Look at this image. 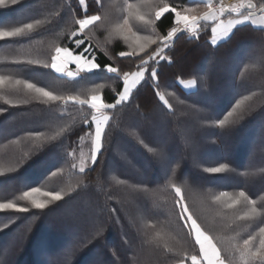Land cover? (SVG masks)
Wrapping results in <instances>:
<instances>
[{"label":"trees","instance_id":"trees-1","mask_svg":"<svg viewBox=\"0 0 264 264\" xmlns=\"http://www.w3.org/2000/svg\"><path fill=\"white\" fill-rule=\"evenodd\" d=\"M165 3L196 7L202 0H100L103 7L96 0H86L88 14L102 19L83 33L74 23L84 14L79 0H17L14 5L6 0L0 6V29L41 21L25 37L0 40V76L8 78L0 85V203L28 208L27 212L0 210V264H90L95 259L101 264H177L185 254H195L198 245L175 203L176 187L188 213L222 257L242 264L237 248L264 227L263 28L247 22L216 45L211 43L210 27L195 36L179 33L165 51L171 62L153 63L158 69L156 81L146 76L147 82L137 85L128 101L105 110L109 121L102 151L83 173L73 168L74 155L69 153L78 150L82 137L92 136V110L72 102L48 101L25 87L34 83L56 95L82 99L101 94L105 104H115L123 89L122 79L115 74L97 71L68 77L43 65L50 64L56 47L74 48L72 32L77 31V38L95 52L94 62L101 69L111 65L121 73L136 71L140 57L148 59L147 53L157 48L144 38L159 41L174 24V14L155 19L157 6ZM129 4L135 7L129 9ZM138 10L151 16L153 24L144 27L137 21ZM129 14L133 31L142 37L138 42L132 33L117 29ZM132 43L144 45L146 52H133ZM244 46L249 53L230 62ZM120 52L133 55L121 57ZM231 65L229 78L215 81L217 70ZM181 80L196 83L186 89ZM161 95L167 104L159 99ZM205 98L212 101L211 108L201 106ZM159 119L167 132L162 144L153 139ZM193 124L209 135L200 140V132L195 131L186 152ZM121 133L129 139L118 151ZM169 153L175 157L167 159ZM204 153L215 157H200ZM117 157L131 167L120 169ZM162 158L169 161L167 169ZM143 160L146 170L139 166ZM187 160L193 161V169ZM110 163L113 166L106 173ZM222 164L227 165L223 173L205 171ZM159 169L162 173L154 179ZM133 173L144 176L134 178ZM34 187L58 192L62 199L40 197L46 207L35 209L22 199L23 192ZM241 191L256 202L257 211L248 219L240 218L251 208L243 198L232 208L227 206L228 197L216 199L221 192L236 197ZM68 206L77 213H59Z\"/></svg>","mask_w":264,"mask_h":264},{"label":"snow or ice","instance_id":"snow-or-ice-1","mask_svg":"<svg viewBox=\"0 0 264 264\" xmlns=\"http://www.w3.org/2000/svg\"><path fill=\"white\" fill-rule=\"evenodd\" d=\"M5 3L6 0H0V6L5 5ZM10 3L14 5L17 3V0H10ZM96 3L100 4V0H96ZM79 5L84 8L83 18L74 19V23L79 26L78 32L83 33L90 25L101 21L102 17L100 15L88 14L86 0H79ZM100 6L103 7L102 4H100ZM201 6L204 9L202 13L197 11V8ZM127 7L132 9L135 6L129 4ZM165 13L174 14V26L171 27V30L168 31L165 36L160 37L159 41L147 37L144 38L149 43L157 45V48L151 53H147L148 59H144L143 56L140 57L141 62L137 66L136 71H124L121 73L120 69L112 67L111 65H107L101 69V66L94 62L95 57L91 56V47L85 46L86 42L84 39L77 38V31L72 32L74 48L56 47L54 54L51 56L50 64L45 63L43 65L45 68L50 67L56 73H62L68 77H77L81 76V74H95L97 71L115 74L116 79H122L123 82V89L117 93L118 98L116 99L115 104L101 103V97L98 94L82 99L79 95H56L51 91H47L43 87H37L34 83L25 84L26 89L30 91L34 90L42 97L47 98L48 101H63L65 104L72 102L80 106H88L90 110H92L91 121L95 125L91 153V160L93 163L96 162L98 154L102 151V137L105 125L109 121V116L104 114L105 110L115 108L117 105L128 101L133 89L141 84V82H147L146 76L148 79L156 81L158 69L153 66V63L158 65L160 61L171 62L169 57L165 55L166 49L169 48V41H173L179 33L189 32L195 36L200 30L210 27L212 35L211 43L216 45L218 40H223L224 38L229 37V34L238 25H245L247 22L264 25V0H259V3H253V0H246V2L245 0H241L240 3L229 6H225L222 0H202V4H197L196 7L173 6L165 3L163 6H157L154 14L155 19L159 20ZM226 14H235V17L225 20L223 17H225ZM130 18L131 14L124 16L122 18V25H117V29L119 30L127 27V31L132 33L137 41H140L142 37L138 35L137 32L133 31V26L130 24ZM135 18L137 21L141 22L144 27L153 24L151 16L146 17L144 14H141L139 10L135 13ZM202 21H213V24L208 25L206 23H201ZM40 24L41 21L36 20L34 23H24L22 26L13 27L10 30L0 29V40L25 37L32 32L34 27ZM262 31H264V29H262ZM127 38L128 37L125 36V39ZM137 46L139 47L140 52H146L144 45L138 44ZM119 55L125 57L131 56L133 53L120 52ZM28 63H32V61H28ZM69 65H74V70L70 69ZM6 79L8 78L0 76V85H3ZM15 83L20 85L21 81L17 80ZM179 83L184 84L185 87H191L196 82H185L181 80ZM158 86L159 85L157 84V87ZM98 87L102 88L104 85H99ZM159 99L167 104V101L162 95ZM232 114V112H229L228 116H232ZM226 120L227 117L220 120L218 122L219 125L223 126ZM84 123L87 125L89 121L85 119ZM69 155H74V152L69 153ZM161 163L166 169L169 167V161L167 159L162 158ZM73 167H75V165H73ZM226 168L227 165L222 164L219 167H208L205 171L208 173H223ZM79 171L81 173L85 172L84 166H81ZM52 174L56 175V173ZM175 193L179 198L175 203L180 206V216L184 219L186 224L190 221V232L194 234L195 245H198V251L195 254H185L183 258L178 260L177 264H232L231 260H226V258L222 257L221 251L213 243V240L201 230L197 221L188 213V208L182 203L183 196L181 195V189L179 187L175 188ZM40 197H51L52 200L56 201L62 199L60 193L42 191L39 187L24 191L22 199L28 201L35 209H44L46 207V201L40 199ZM222 197H228V201L230 202L226 201V203L229 208L240 204L241 198H243V202L246 206L251 205L250 211L245 212L243 216L240 217L241 219L251 218V214H254L257 211L255 207L256 202L249 199L243 191H241L236 197H231L228 192H221L220 196L216 197V199L220 200ZM4 209H15L19 212L28 211L27 207H21L14 203H0V210ZM236 251L239 253L242 264H264V227L259 228L258 234L249 235L247 239H244L243 246L237 248Z\"/></svg>","mask_w":264,"mask_h":264},{"label":"rangeland","instance_id":"rangeland-1","mask_svg":"<svg viewBox=\"0 0 264 264\" xmlns=\"http://www.w3.org/2000/svg\"><path fill=\"white\" fill-rule=\"evenodd\" d=\"M200 8V7H199ZM199 8H197V11L198 12H203L204 11V9H199ZM235 17V14H231V15H225V17H223V19H225V20H227V19H231V18H234ZM204 22V21H203ZM203 22H201V23H203ZM211 25L213 24V21H208ZM239 26V25H238ZM123 32L124 33H127L128 31H127V27H124L123 28ZM167 34V33H166ZM230 35V34H229ZM176 38V37H175ZM174 38V39H175ZM226 38H228V37H226ZM226 38H224L223 40H225ZM134 41H136V42H138L137 40H136V38H134ZM174 41V40H173ZM173 41H169V47L170 46H172V44H173ZM218 41H221V40H218ZM217 41V42H218ZM130 50H132L133 52H139V49H138V47L137 46H135V45H133V43H132V45L130 46ZM249 47H243V48H241V49H239V53H237V54H235V55H232L231 57H230V62H235V60H236V58L237 57H239V56H245V55H247L249 52ZM202 65H203V62H201L200 63V65L197 67V68H201L202 67ZM233 65V64H232ZM232 65L231 66H227L226 68H220V69H218L217 70V72H216V74H215V81H218L221 77H226V78H229V76H230V73H229V71H228V69H230V68H232ZM62 74V73H61ZM183 85V87L184 88H186V89H189V88H191V87H185L184 86V84H182ZM229 88V85H227V89ZM201 106H203V108H207V107H210L211 108V106H212V101L211 100H209L208 98H205V99H203L202 101H201ZM105 113V112H104ZM159 121L160 122H158L157 124H154V126H155V129H156V131L154 132V136H153V139H154V141L155 142H157L158 144H162L163 143V141H164V136L165 135H167V132L165 131L166 129V127H165V124H164V122H162L160 119H159ZM165 129V130H164ZM201 129H198L197 130V125H194L193 124V126H192V128H191V130H189V133H188V135H187V138H188V140H189V143H187L186 145H185V148H184V150H186V152L187 151H190V147H191V141L193 140L194 141V138H193V134H194V132L195 131H199L200 133H199V139L201 140V139H205V138H207L208 137V133H206V132H204V131H200ZM92 132V131H91ZM87 133V132H86ZM121 140H120V142L116 145L117 147V149H118V151L121 149H124V147H126V140H128L129 138L125 135V134H123V133H121ZM91 135H87V137H82V139H80V142H77V143H79V146L77 145V148H78V150H76L75 152H74V165H75V167H73L75 170H79L80 169V167L81 166H84V168H87L88 167V165L90 164V162H91V153H92V148H93V139H94V132H93V134H92V136H91V140H90V142H88L89 141V137H90ZM128 138V139H127ZM123 139H125V140H123ZM123 141V142H122ZM116 152H117V150H116ZM121 152V151H120ZM175 157V155H173L172 153H169V154H167V159H173ZM200 157H205V158H213V157H215V155L213 154H210V153H204V154H202ZM117 161L119 162V163H121V168L120 169H126V168H128L129 166L131 167V165H130V163L128 164V163H126V162H124L123 161V159L121 158V157H117ZM187 161H189V160H187ZM82 162H83V165H82ZM189 164H190V167H191V169H193V161L191 160V161H189ZM113 166V163H110V164H108V166H107V169H106V173H108L110 170H111V167ZM139 166H141V168H143L144 170H146V168H147V164H146V161L145 160H143V161H140L139 162ZM133 170V169H132ZM134 172V171H133ZM162 173V169H159V174H157V175H155L154 176V179L155 178H157L160 174ZM144 175H143V173L142 174H136V173H133V177L134 178H141V177H143ZM84 209H87L88 208V206L85 204L84 206ZM72 208V207H71ZM70 208V206H68V207H66V208H64V209H62V210H60L59 211V213H62V214H64V215H66V216H72V215H74L75 213H77V211H76V209L75 208H72L71 209ZM91 212H93V209L92 210H90ZM91 221V220H90ZM90 221H88V224L90 223ZM189 224H190V221H189ZM190 226H191V224H190ZM80 230V228H77L76 229V231H79ZM194 235V234H193ZM114 236V235H113ZM90 264H101L97 259H95V260H93V261H91V263Z\"/></svg>","mask_w":264,"mask_h":264},{"label":"built area","instance_id":"built-area-1","mask_svg":"<svg viewBox=\"0 0 264 264\" xmlns=\"http://www.w3.org/2000/svg\"><path fill=\"white\" fill-rule=\"evenodd\" d=\"M222 2H223V4L225 5V6H229V5H234V4H238V3H240L241 2V0H222ZM245 2H246V0H245ZM174 26V24L171 26V27H173ZM171 27H169L168 29H167V31H166V33L168 32V31H170L171 30ZM91 56H96V54H95V52H92L91 53ZM91 58V57H90Z\"/></svg>","mask_w":264,"mask_h":264},{"label":"crops","instance_id":"crops-1","mask_svg":"<svg viewBox=\"0 0 264 264\" xmlns=\"http://www.w3.org/2000/svg\"><path fill=\"white\" fill-rule=\"evenodd\" d=\"M249 23H251V22H249ZM251 24H252V23H251ZM253 25L256 26V27H260V28H263V29H264V25H261V24H259V23H257V24H253ZM69 68L74 70L75 66H74V65H69ZM95 95H96V94H95ZM98 95H100V97H101V103H104L101 94H98ZM104 114H105V113H104ZM105 115H106V114H105ZM107 116H108V115H107ZM92 124H93V129H94L95 125H94L93 122H92ZM91 161H92V160H91Z\"/></svg>","mask_w":264,"mask_h":264},{"label":"water","instance_id":"water-1","mask_svg":"<svg viewBox=\"0 0 264 264\" xmlns=\"http://www.w3.org/2000/svg\"><path fill=\"white\" fill-rule=\"evenodd\" d=\"M194 36V35H193Z\"/></svg>","mask_w":264,"mask_h":264}]
</instances>
